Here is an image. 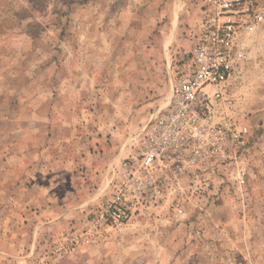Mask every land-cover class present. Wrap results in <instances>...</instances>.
Returning a JSON list of instances; mask_svg holds the SVG:
<instances>
[{"label": "rangeland", "instance_id": "obj_1", "mask_svg": "<svg viewBox=\"0 0 264 264\" xmlns=\"http://www.w3.org/2000/svg\"><path fill=\"white\" fill-rule=\"evenodd\" d=\"M205 3L0 0V264H264V21L242 35L223 105L251 129L239 163L193 166L164 203L123 227L102 220L118 165L192 59Z\"/></svg>", "mask_w": 264, "mask_h": 264}, {"label": "built area", "instance_id": "obj_2", "mask_svg": "<svg viewBox=\"0 0 264 264\" xmlns=\"http://www.w3.org/2000/svg\"><path fill=\"white\" fill-rule=\"evenodd\" d=\"M263 21L264 11L255 0H206L191 61L174 80L168 102L149 117L142 137L135 138L115 171L104 225L123 227L143 208L164 203L168 187H175L193 166L239 163L251 129L223 105L247 59L242 35ZM184 210L173 204V217L181 218Z\"/></svg>", "mask_w": 264, "mask_h": 264}, {"label": "crops", "instance_id": "obj_3", "mask_svg": "<svg viewBox=\"0 0 264 264\" xmlns=\"http://www.w3.org/2000/svg\"><path fill=\"white\" fill-rule=\"evenodd\" d=\"M0 166H2V165H0Z\"/></svg>", "mask_w": 264, "mask_h": 264}]
</instances>
